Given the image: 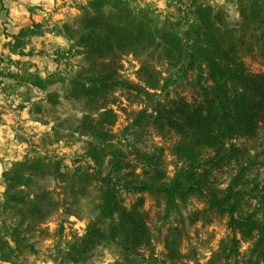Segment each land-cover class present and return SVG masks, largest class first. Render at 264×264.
<instances>
[{
	"label": "rangeland",
	"instance_id": "1",
	"mask_svg": "<svg viewBox=\"0 0 264 264\" xmlns=\"http://www.w3.org/2000/svg\"><path fill=\"white\" fill-rule=\"evenodd\" d=\"M127 1L134 18L115 1L116 8L98 9L94 0H0V264H243L250 256L255 240L232 229L200 190L171 203L126 191L90 156L98 145L107 155L120 150L128 171L140 173L141 155L150 154L167 179L212 165V151H203L199 165L182 156L187 131L168 126L172 112L214 97L205 65L175 66L176 53L163 47L167 32L182 37L190 29L189 2ZM198 2L213 8L216 39L264 75V0ZM262 107L258 136L234 142L259 156L245 178L250 189L257 185L254 203L264 201ZM96 128L113 141L91 145ZM237 171L228 162L213 171L215 182L225 189ZM98 172L114 179L119 203L144 224L141 239L123 246L88 234L90 222L107 232L121 223L119 213L112 221L99 213ZM117 228L118 241L124 231Z\"/></svg>",
	"mask_w": 264,
	"mask_h": 264
},
{
	"label": "trees",
	"instance_id": "2",
	"mask_svg": "<svg viewBox=\"0 0 264 264\" xmlns=\"http://www.w3.org/2000/svg\"><path fill=\"white\" fill-rule=\"evenodd\" d=\"M114 1L126 19L134 16L127 0H94V3L98 9H113L116 7H112L110 2ZM182 2H189L194 21L182 37L172 36L167 32L166 44L163 47L166 52L173 55L176 53L174 56L176 61L173 63L175 66L187 64V67H191L198 63L200 68L201 65H205L213 82L211 91L214 97L206 104L196 107L186 105L184 109L172 112L168 116V126L179 133L187 131L185 143L179 146L182 156L199 165L198 160L203 158V151H212L214 153L210 160L212 165L206 172L200 174L193 170L195 165H192L189 171L182 168L173 178L167 179L162 165L150 154L141 155V172L136 173L134 170L128 171L132 168L130 163L120 161L122 155L120 150L118 153L107 155L98 145L90 148L89 153L96 163L106 164L115 172L120 186L126 191L160 194L171 203L177 196L182 197L185 193L200 190L210 208L229 217L232 229L239 230L249 240H255L250 256L243 264H262L264 219L260 216L264 214V201L254 203L253 191L257 185L253 184L250 189L245 179L254 167L260 166L259 156L253 155L255 150L247 145H236L234 142L253 140L260 132L262 122L258 116L263 111L264 75L250 72L237 56L233 46H227L216 39L217 29L213 26L211 6L201 4L198 0ZM101 12L104 13V10ZM172 37H175V42L169 41ZM185 54L187 59L183 58ZM90 135L91 145L110 144L113 141L109 139L111 135L103 129L96 128ZM33 160L35 159L32 158L26 164L35 162ZM231 161L238 167L237 174L231 178L225 189H221L215 182L213 171L222 169ZM130 175L132 176L129 178ZM107 177H101L99 172L95 173L96 180L102 185L99 213L111 221L119 213L121 215L119 225L124 231V236L117 241L116 231L119 225H112L107 232L92 225L91 222L88 234L102 244L115 241L126 246L129 240H139L145 236V227L135 212L127 211L119 203L116 186L112 183L114 179ZM230 242L232 252L235 250L234 252L239 254V240L234 237Z\"/></svg>",
	"mask_w": 264,
	"mask_h": 264
}]
</instances>
